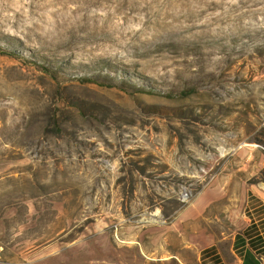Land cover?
I'll use <instances>...</instances> for the list:
<instances>
[{"label": "rangeland", "instance_id": "obj_1", "mask_svg": "<svg viewBox=\"0 0 264 264\" xmlns=\"http://www.w3.org/2000/svg\"><path fill=\"white\" fill-rule=\"evenodd\" d=\"M0 45V262L159 264L146 234L264 154V0H0Z\"/></svg>", "mask_w": 264, "mask_h": 264}, {"label": "crops", "instance_id": "obj_2", "mask_svg": "<svg viewBox=\"0 0 264 264\" xmlns=\"http://www.w3.org/2000/svg\"><path fill=\"white\" fill-rule=\"evenodd\" d=\"M235 156L240 161L236 167L215 174L172 219L160 226L161 230L146 234L143 242L147 261L264 264V154L243 150ZM11 252L0 244V254ZM0 264L24 263L12 260Z\"/></svg>", "mask_w": 264, "mask_h": 264}, {"label": "trees", "instance_id": "obj_3", "mask_svg": "<svg viewBox=\"0 0 264 264\" xmlns=\"http://www.w3.org/2000/svg\"><path fill=\"white\" fill-rule=\"evenodd\" d=\"M0 52L1 53L10 54V55H16L17 54L16 51L3 48L1 45H0ZM31 61L36 63L42 70L46 71L50 76L56 77L55 73L46 64L37 62L35 60H31ZM80 79L81 80H85V81H94V82H97V83L99 82L96 78L88 77V76L81 77ZM105 84L110 86V85H113L114 83L108 82V83H105ZM142 90L151 92V90H149V89H143L142 88ZM185 93H187V91H185V90L180 91V94H185Z\"/></svg>", "mask_w": 264, "mask_h": 264}]
</instances>
